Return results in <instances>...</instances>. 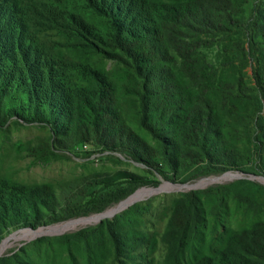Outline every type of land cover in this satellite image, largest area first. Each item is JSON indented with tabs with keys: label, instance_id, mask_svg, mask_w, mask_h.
I'll return each mask as SVG.
<instances>
[{
	"label": "trees",
	"instance_id": "obj_1",
	"mask_svg": "<svg viewBox=\"0 0 264 264\" xmlns=\"http://www.w3.org/2000/svg\"><path fill=\"white\" fill-rule=\"evenodd\" d=\"M85 1L103 21L104 46L120 56L125 94L140 97L139 125L161 132L165 165L193 168L197 177L227 171L264 177V0L252 19L243 18L240 0ZM91 30L98 29L85 31L99 41ZM32 70L28 60L10 74L0 68V83L16 84L25 94L14 109L2 91L0 120L14 114L26 122L46 121L60 105L64 119L55 124L64 132L63 144L94 143L152 159L144 140L124 122L116 85L103 72L79 70L83 85H71L62 75L43 85ZM63 108H69L65 115ZM122 183L139 186L144 179L117 171L96 185ZM51 199L45 186L0 179V241L8 230L38 226L37 207ZM51 214L53 222L68 217ZM202 216L191 192L172 201L161 233L124 231L105 220L102 235L81 231L61 239L78 242L85 252L98 248L100 264H264V217L237 230L222 227L208 241L200 233ZM10 261L0 257V264Z\"/></svg>",
	"mask_w": 264,
	"mask_h": 264
},
{
	"label": "rangeland",
	"instance_id": "obj_2",
	"mask_svg": "<svg viewBox=\"0 0 264 264\" xmlns=\"http://www.w3.org/2000/svg\"><path fill=\"white\" fill-rule=\"evenodd\" d=\"M240 2L242 16L246 19H252L261 6L260 0ZM102 23L85 0H0V68L4 74H10L13 68L21 67L27 60L32 66L35 82L43 85L54 82L60 75L71 85H83L85 73L103 72L116 85V103L124 122L130 131L144 140L152 155L149 160L123 150H107L94 143L63 144L61 135L64 132L58 131L55 124L64 119L59 116L60 105L53 109L56 114L46 121L39 118L26 122L14 114L6 115L0 120V179L25 186H45L54 196L45 207H37L42 219L38 226L4 232L0 246L7 241V249L0 257L12 258L9 264H100L98 248L85 252L78 242L61 238L81 231L85 235L92 232L102 235L103 229H99V225L105 220L116 222L124 231L137 229L147 234L161 233L172 201L191 192L196 193L201 203L203 223L200 233L208 241L222 227L237 230L264 217L262 176L250 178L227 171L197 177L193 168L176 170L165 165L161 132L139 125L135 103L139 104L140 97L125 94L120 73L123 64L119 55L111 54L112 50L104 46L107 42L100 32ZM87 27L98 29V33L91 31L98 35L99 41L93 40V36L85 31ZM35 82L28 80L27 84ZM0 88V97L4 96L2 91L10 96L9 107L18 109L20 103L25 102V94H21L16 84L1 82ZM68 109L63 108V115ZM117 171L136 174L144 179V184L122 183L108 189L96 185L100 177ZM228 174L240 177L208 182ZM185 178L189 181H184ZM193 185L200 187L190 188ZM140 189H149L153 193L111 217L56 230L63 224L117 208ZM157 189L160 190L154 192ZM249 199L255 201L252 207L248 205ZM51 213L68 217L53 222L49 220ZM48 231L52 233H45Z\"/></svg>",
	"mask_w": 264,
	"mask_h": 264
},
{
	"label": "bare ground",
	"instance_id": "obj_3",
	"mask_svg": "<svg viewBox=\"0 0 264 264\" xmlns=\"http://www.w3.org/2000/svg\"><path fill=\"white\" fill-rule=\"evenodd\" d=\"M228 178H230L229 175H226V176H223V177H220V178L210 179V180H208V182H212V181H216V180H223V179H228ZM150 192L151 191L149 189H140L134 195H132V197H130L125 202H123L120 206H118L117 208L111 209V210L107 211L104 214H106V215L114 214L119 208H121V207H127L128 205L134 203L135 201L140 200L141 198L147 196ZM151 193H153V192H151ZM92 221H97V218L94 216V217H90V218H86V219H80V220H77V221H72V222H69V223H66V224L61 225L56 230L57 231H63V230L68 229V228H73V227L77 226L78 224L79 225L80 224H82V225L83 224H88V223H90ZM6 245H7V241L4 242L0 246V253L6 248Z\"/></svg>",
	"mask_w": 264,
	"mask_h": 264
},
{
	"label": "water",
	"instance_id": "obj_4",
	"mask_svg": "<svg viewBox=\"0 0 264 264\" xmlns=\"http://www.w3.org/2000/svg\"><path fill=\"white\" fill-rule=\"evenodd\" d=\"M240 174H241V175H244L243 173H240ZM228 175H229L230 179L240 177V175H231V174H228ZM225 176H226V175H225ZM247 176L250 177V178H254V177H256L255 175H252V174H248ZM260 179L264 180L263 177H261ZM197 187H200V186H199V185H193V186H190V188H197ZM159 190H160V189L154 190V192L159 191ZM123 202H124V201H123ZM123 202L119 203L118 206H120ZM123 208H125V207H121V208H119L117 211H120V210H122ZM117 211H116V212H117ZM112 215H113V214H111V215H106V214H104V213H101V214H97L95 217L97 218V221H100V220H102L103 218L111 217ZM45 233H52V231H48V232H45ZM40 234H43V233H40Z\"/></svg>",
	"mask_w": 264,
	"mask_h": 264
}]
</instances>
